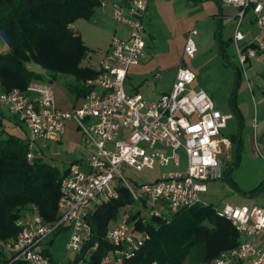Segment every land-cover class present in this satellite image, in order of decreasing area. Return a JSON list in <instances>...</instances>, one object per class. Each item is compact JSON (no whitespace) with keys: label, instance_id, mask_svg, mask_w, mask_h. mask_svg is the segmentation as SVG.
I'll return each instance as SVG.
<instances>
[{"label":"built area","instance_id":"obj_1","mask_svg":"<svg viewBox=\"0 0 264 264\" xmlns=\"http://www.w3.org/2000/svg\"><path fill=\"white\" fill-rule=\"evenodd\" d=\"M220 1L238 9L232 41L238 69L245 73L247 63L264 52V42L254 38L240 44L245 39L241 27L249 23V13L255 25L264 29V0ZM149 3L113 2L111 18L127 29V38L112 36L97 76L86 81L88 92L78 108L60 110L52 84L41 80L30 81L23 91L0 92V104L27 129L24 141L29 163L40 158L48 141L61 139L67 121L77 125L90 147L85 163H70L61 177L59 219L55 223L45 224L30 211L17 219L18 235L3 245L7 264H86L97 248L95 244L82 253L91 238L90 215L117 199L119 188H124L132 201L126 208H137L139 204L144 216L149 217L168 218L196 205H208L202 195L207 191V182L222 177L220 144L227 140L220 137L230 116L218 110L204 90L193 87L195 75L184 66L177 69L170 91L155 102L125 90L127 71L139 64L145 46L144 19ZM196 34L195 29L186 34L184 59L195 56ZM3 46L0 36V52ZM253 122L255 132L257 120ZM257 151L264 158V149ZM122 166L135 172L159 168L161 173L155 180L136 183L121 173ZM116 179L121 186L110 188ZM214 211L231 223L240 243L208 264H264V208L224 204L214 207ZM128 216L124 212L108 227L106 239L113 249L100 264H123L149 240L147 232L132 229ZM61 228L66 229L67 252L77 257L54 263L42 250L48 248L49 239Z\"/></svg>","mask_w":264,"mask_h":264},{"label":"trees","instance_id":"obj_2","mask_svg":"<svg viewBox=\"0 0 264 264\" xmlns=\"http://www.w3.org/2000/svg\"><path fill=\"white\" fill-rule=\"evenodd\" d=\"M99 4L98 0H0V33L10 45L0 52V92L23 91L32 80L51 83L60 74L77 81L95 78L97 71L80 67L88 50L81 36L70 26L77 19H89ZM222 58L225 62L230 61L224 54ZM31 65L44 73L33 71ZM227 65L238 77L241 72L238 67L233 63ZM83 91L85 96L88 91ZM230 107L238 117L233 102ZM230 141L234 153L237 150L239 156L241 138L234 136ZM27 151L24 140L0 134V264L8 263L3 245L16 238L19 232L16 221L25 212L35 213L45 224H53L59 219L58 200L63 174L42 158L29 163ZM262 190L264 182L242 194L253 197ZM130 204L127 191L119 188L117 199L96 208L90 215L91 238L82 253L95 244L97 248L90 253L86 264H100L102 257L113 249L106 239V231ZM128 221L133 230L147 232L149 240L123 264H208L240 243L231 223L217 217L210 204L196 205L168 218L144 216L141 211L130 212ZM65 230L59 229L53 237ZM53 237L48 246L52 245ZM47 249L42 253L52 262H59L50 257Z\"/></svg>","mask_w":264,"mask_h":264},{"label":"crops","instance_id":"obj_3","mask_svg":"<svg viewBox=\"0 0 264 264\" xmlns=\"http://www.w3.org/2000/svg\"><path fill=\"white\" fill-rule=\"evenodd\" d=\"M101 1L104 4L100 5V7H97V9L94 8L93 15L88 20L87 27L83 26L81 29L78 28L77 30V27L75 28L73 26L74 23L70 26L73 31L77 32L81 36V39L88 50L86 56L80 62V67L88 68L93 71L98 70L100 62L109 49L112 36L115 35L121 38H127V29L115 21L113 22V19L111 20V7L113 2H125V0ZM206 2H211L214 5V9L209 12V8H207V10H205L202 14V18L195 20L196 25L199 27V30L192 28L197 31V34L194 37V40L197 38V43H195L197 46L196 53L199 52L201 48H203L202 43L206 42L207 45L205 46L207 48L215 49L216 54L220 60H222V63L230 64L232 62L226 53L225 47L230 45L234 49L232 34L236 24L238 9L233 6L224 5L220 0H185L184 4H188L189 7H197ZM223 9L232 11L233 28L232 33L228 36H224L223 32V23L225 20L224 15H226L223 13ZM97 11L100 13H97ZM194 16L197 15L186 13L184 16L177 17L174 9V0H150L143 33L145 46L140 58V62L138 65L130 67L126 74L125 90L128 94L139 93L147 102H155L163 94L170 91L175 81L177 69L180 66L186 65V58H183V46L185 41L184 37L191 29L182 31L183 46L179 53L172 52L167 46H160L159 40L156 37L157 32H160L161 29L159 30V28L161 27L164 31L168 32V34L171 32L173 33L175 32L176 26H178L183 18H188L190 20ZM152 17H154V21L152 20ZM107 18H109L113 23L111 22L112 24H108L107 21L110 22V20H107ZM250 20L253 23L245 24L246 27H250L251 25L254 26V17H248V21ZM261 33H264V29H262ZM247 41L248 40L245 37L244 41H242L240 44L243 45ZM262 41L264 42V40ZM5 49L6 47L3 46V50ZM223 54L230 61L227 60V62H225L222 58ZM253 64H262V66H264V52H259L257 58L251 59L247 63V66L251 67ZM30 68L37 73H44L39 67L35 65H31ZM262 76L264 79V73ZM86 81H77L75 78L63 74L57 75V77L51 82L55 92L57 107L62 111H72L81 106L84 98L83 90L86 89ZM0 118L2 122L0 134H2V137H5L4 133L6 131L4 123L5 121H8L14 127L16 126L19 132H21L22 138L20 139H26V127L19 123L17 119L12 116L1 104ZM253 135L254 141L257 143V145L260 144L263 150L264 120L259 122L257 119V128ZM250 142L253 144L252 138ZM226 143H228L227 148L231 150V153H234V145L232 142L227 140ZM257 149L259 148L257 147ZM89 150L90 147L83 141L82 133L77 125L73 121H67L61 139L59 141H48L46 143V147L41 151L40 158L57 167L59 170L63 168V172L61 170L60 172L64 174L67 171L68 165L70 163L75 161L85 163V159ZM157 177L158 175L156 178ZM226 204L234 206H247L238 205L231 202ZM248 207L264 208V201H261L257 205Z\"/></svg>","mask_w":264,"mask_h":264},{"label":"rangeland","instance_id":"obj_4","mask_svg":"<svg viewBox=\"0 0 264 264\" xmlns=\"http://www.w3.org/2000/svg\"><path fill=\"white\" fill-rule=\"evenodd\" d=\"M184 3L185 0H174L176 16H184L186 13L197 16L192 17L190 20L183 18L178 26H176L175 32H171L170 34L159 26V30H161L157 32L156 36L159 40V45L169 47V50L172 52L179 53L183 46L182 31L192 28L199 30L195 20L201 19L202 14L207 8H209V12L214 9V5L211 2L202 3L197 7H189L188 4ZM97 7H100V4L95 8L97 9ZM97 13L100 12L97 11ZM223 13L226 14L224 15L223 32L224 36H228L232 33L233 28L232 11L223 9ZM250 16L247 13V17ZM89 19H77L73 26L75 28L77 27V30L83 26L87 27ZM146 19L147 17L144 19V24ZM107 20L110 19L107 18ZM111 20L110 22L107 21L108 24L114 22ZM152 20L154 21V17H152ZM249 23L252 24L253 22L250 20ZM241 30L245 33L247 40L254 38L264 40V33H261L262 29L255 24L250 27L242 25ZM195 43H197V38H195ZM205 45H207L206 42L202 43L203 48L195 54V58L185 60L186 65L184 67L191 70L195 75V83L193 86L204 90L212 98L216 108L223 114L230 116L225 128L221 130L220 138L230 141L234 136H238L241 138V145L239 156L236 158V152L231 153V150L227 148L228 143L221 142L219 159L222 161L223 178L206 183L207 193L202 195V200L205 204H210L215 208L229 202L247 206L257 205L261 201H264V190L250 198L249 196H244L242 192H250L264 182V158L257 151V147L262 150V146L260 144L257 145L253 135V120L258 119L259 122L264 120V79L262 76L264 66L262 64H253L251 67L246 66L245 73L240 72L237 77L229 65L222 63L215 49L207 48ZM225 49L231 62L238 67L233 47L228 45ZM232 102L234 103V107L238 109V117L230 107ZM4 125L6 127L5 136L12 135L22 138L21 132H19L16 126L14 127L8 121H5ZM251 138L253 144L250 142ZM262 153L264 154L263 151ZM60 170L63 172V168ZM120 171L127 179L136 183L151 181L161 173V169L159 168L135 172L125 166H122ZM115 185L121 186V181L116 179L109 187L113 188ZM140 208L141 206L139 204L137 208H135V205H131L130 208H126V213L128 215L130 212L136 213L137 211H142ZM66 244V231L58 232L52 238V245H49L47 249L50 257L55 261L74 260L77 254L68 253Z\"/></svg>","mask_w":264,"mask_h":264},{"label":"water","instance_id":"obj_5","mask_svg":"<svg viewBox=\"0 0 264 264\" xmlns=\"http://www.w3.org/2000/svg\"><path fill=\"white\" fill-rule=\"evenodd\" d=\"M0 36H1L2 40L4 41L6 47L9 48L10 47L9 42L2 32L0 33ZM237 156H238V151L236 150V158H237Z\"/></svg>","mask_w":264,"mask_h":264}]
</instances>
